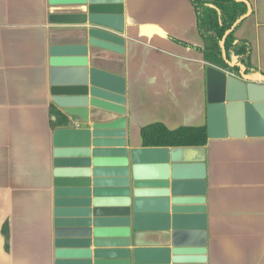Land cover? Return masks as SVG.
Returning <instances> with one entry per match:
<instances>
[{
  "label": "crops",
  "instance_id": "obj_1",
  "mask_svg": "<svg viewBox=\"0 0 264 264\" xmlns=\"http://www.w3.org/2000/svg\"><path fill=\"white\" fill-rule=\"evenodd\" d=\"M246 1L250 14L234 38L251 44L256 73L247 76H264V0ZM51 10L48 0H0V264L54 263L56 129L49 108L62 111L51 100L49 50L75 44L78 28L49 23ZM122 26L124 53L103 52L90 65L123 78L126 148H141L140 130L152 123L205 126L204 146L169 148L178 162L204 165L203 264H264V117L234 110L212 121L213 134L224 137L208 136L212 65L190 47H203L190 0H122ZM145 216L138 232L131 224L139 239L131 247L167 246L169 223L160 213Z\"/></svg>",
  "mask_w": 264,
  "mask_h": 264
},
{
  "label": "water",
  "instance_id": "obj_2",
  "mask_svg": "<svg viewBox=\"0 0 264 264\" xmlns=\"http://www.w3.org/2000/svg\"><path fill=\"white\" fill-rule=\"evenodd\" d=\"M234 1L244 3L248 12L220 40L227 64L225 39L250 14L246 0ZM48 4L54 8L49 23L78 28L75 44L49 50L51 100L67 119V127L52 137L53 264H203L204 165L178 162L169 148L128 150L123 78L90 65L103 52L124 53L122 0ZM229 66L240 68L238 77L206 68L210 138L224 137L213 134L214 117L224 122L241 108L264 117V76L248 77L242 65ZM154 213L171 227L165 236L169 244L131 247L139 241L132 238L131 224L138 232L145 215Z\"/></svg>",
  "mask_w": 264,
  "mask_h": 264
},
{
  "label": "trees",
  "instance_id": "obj_3",
  "mask_svg": "<svg viewBox=\"0 0 264 264\" xmlns=\"http://www.w3.org/2000/svg\"><path fill=\"white\" fill-rule=\"evenodd\" d=\"M196 14V28L203 41V47H194L202 54L203 60L215 67L229 70L238 75V66L230 67L229 64H240L245 68L246 75H254L256 70L251 65V44L246 40L234 38V30L225 39V52L229 64L222 58L220 40L224 33L239 18L247 14L248 8L244 3L234 0H190ZM214 6L215 8H212ZM218 12L220 15H218ZM50 125L53 129L67 127L66 117L53 105L49 108ZM142 147L146 148H184L201 147L206 144V127H178L170 130L161 123L146 125L140 130ZM6 248H9L8 226H4Z\"/></svg>",
  "mask_w": 264,
  "mask_h": 264
}]
</instances>
